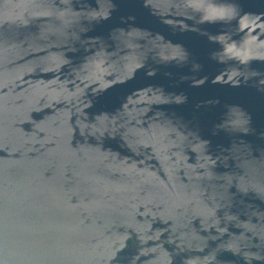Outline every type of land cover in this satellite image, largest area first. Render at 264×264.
Masks as SVG:
<instances>
[{"label": "water", "instance_id": "95a60500", "mask_svg": "<svg viewBox=\"0 0 264 264\" xmlns=\"http://www.w3.org/2000/svg\"><path fill=\"white\" fill-rule=\"evenodd\" d=\"M0 264H264V0H0Z\"/></svg>", "mask_w": 264, "mask_h": 264}]
</instances>
